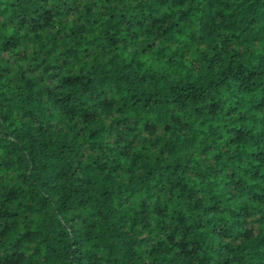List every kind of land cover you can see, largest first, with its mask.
Wrapping results in <instances>:
<instances>
[{"label": "trees", "instance_id": "obj_1", "mask_svg": "<svg viewBox=\"0 0 264 264\" xmlns=\"http://www.w3.org/2000/svg\"><path fill=\"white\" fill-rule=\"evenodd\" d=\"M0 264H264V0H0Z\"/></svg>", "mask_w": 264, "mask_h": 264}]
</instances>
